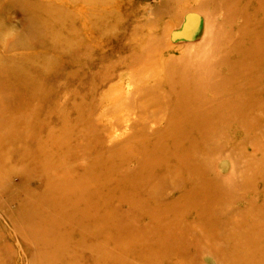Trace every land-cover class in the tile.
Segmentation results:
<instances>
[{
  "label": "rangeland",
  "instance_id": "1",
  "mask_svg": "<svg viewBox=\"0 0 264 264\" xmlns=\"http://www.w3.org/2000/svg\"><path fill=\"white\" fill-rule=\"evenodd\" d=\"M198 1L0 0V264H264V0ZM208 14L247 33L189 113L163 60Z\"/></svg>",
  "mask_w": 264,
  "mask_h": 264
},
{
  "label": "bare ground",
  "instance_id": "2",
  "mask_svg": "<svg viewBox=\"0 0 264 264\" xmlns=\"http://www.w3.org/2000/svg\"><path fill=\"white\" fill-rule=\"evenodd\" d=\"M208 4L210 3L208 0H199L198 1V6H201L203 4ZM213 3V2H212ZM261 7V6H260ZM198 12H194V11H185L184 15H183V20H182V24L189 22V21H195L196 19L199 18V16L197 15ZM189 16H192L191 20L189 19ZM194 17V18H193ZM187 18V19H186ZM189 19V21H187ZM184 20H186L184 22ZM195 23V22H194ZM256 23L259 24V26H264V15H263V19H257ZM192 25V23H191ZM246 25H240L238 28L237 33H233L230 30H223V28L219 25L215 23V19L213 17V14H208L205 17L203 26L201 28V32H202V36L199 38V40L196 41H191L190 38L192 36V32L188 31H183V33L180 34L181 37H185L188 40H190L187 43H183L182 41L176 42L177 45L176 47L178 48V51L181 52V56H179L180 58L174 59V56H169L171 58L166 59L165 61L163 60V63L167 66V78L166 81L169 84V86L171 87H175V86H179L180 89L178 91V93L182 94L185 96L184 98V102H185V107L186 109H188V112L191 113L192 108H196L198 107V109H202L204 110V113H209V110L205 108V102L200 101L199 105L196 104L197 102V98H192L195 95L194 92V88L198 87V86H204L206 83L209 84L212 87H215L217 85H219L220 83H223L222 80H215V78L212 76V70L206 66L205 64V58L206 56H209V54H213L215 52H221L223 55H226L227 53H229L231 51L232 48H234V46L239 42L242 41L243 36H246L245 34L246 32ZM193 28H195L193 26ZM259 36L258 38L256 37V39H254V37H252L253 40V44H258L260 47L264 46V40H260ZM131 41L132 45L134 46H142L144 40H146V42L144 43V50L146 57H153L155 51L157 50L156 46L154 44V42H152V34L147 32V33H143L140 34L136 31L133 32V34L131 35ZM178 39H182V38H178ZM222 44H227L228 46V50H223L221 51L220 48ZM159 45V44H158ZM254 46V45H253ZM159 47L163 48V46L159 45ZM170 47V46H169ZM168 47V48H169ZM161 48V49H162ZM171 48H175V47H171ZM166 49V47H165ZM253 50V49H250ZM245 54H248V50L244 52ZM136 57H138V55H135ZM195 58V61H190V58ZM174 59V60H173ZM146 62V61H145ZM145 67L146 65L143 64ZM148 66V65H147ZM147 68H145L144 70H146ZM175 71H178L180 73L179 78L176 77ZM233 77H237V75L233 76ZM213 80V81H209V80ZM161 83V81H159ZM191 87V88H190ZM147 89V88H146ZM139 92L138 91H127L125 95H120L117 98H115L117 100V102L121 101V103H123L127 108V116L131 113H133V107H132V103L134 102V96L137 95ZM122 96V97H121ZM158 97L160 98V103L161 104H165L164 107H166V104L168 105L169 108H171L172 106L174 109L175 114L177 113V104L179 103H173L172 99L170 98V96L168 94H159ZM121 98V99H119ZM141 99V98H139ZM147 100V99H146ZM179 101V99H177V102ZM121 104V105H123ZM196 104V105H195ZM192 107V108H190ZM127 119H129V116L127 117ZM169 126H172L173 123H168ZM178 141V140H177ZM174 141V146L175 148H178L179 144H181V141ZM187 142V145L185 147V150L190 149L191 147H193L197 141L190 139V138H186L183 139V142ZM150 143H144V146L142 147V151L143 153H146V156L150 153H152L153 151H157L159 148V144L157 143H153L151 145H149ZM183 146L181 145L179 148L181 149ZM166 150H168L171 147H168L167 145H165ZM173 152H175L177 154V150H173ZM193 171V170H192ZM195 171L191 172V174L194 176L195 175ZM71 188H68L66 190V192H69ZM197 191H199V189L196 187L195 188ZM202 192H205V189H201ZM189 198V197H188ZM103 213V212H102ZM101 213V214H102ZM102 215L106 216L105 213H103ZM121 258V257H120ZM114 262L116 264H121L124 261L123 260H119V258H114L113 259Z\"/></svg>",
  "mask_w": 264,
  "mask_h": 264
}]
</instances>
